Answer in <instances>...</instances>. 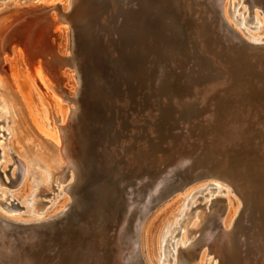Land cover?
Here are the masks:
<instances>
[{"label":"rangeland","instance_id":"1","mask_svg":"<svg viewBox=\"0 0 264 264\" xmlns=\"http://www.w3.org/2000/svg\"><path fill=\"white\" fill-rule=\"evenodd\" d=\"M25 1L26 0H5V2H0V6L2 3L11 6L16 2L22 3ZM85 1L80 0L76 2L78 5L75 3L70 7L71 9L68 10V15L76 30V36H73V30L68 24H59L57 26V28H59V41L56 45L60 55L70 56L71 54H75L83 70L82 75L84 82L82 93L79 96L80 106L77 109L75 123L73 124V133L76 141L75 154L78 161H80L78 164L81 165L80 167L85 174L84 182L80 187L79 196H82L83 199L81 201L86 209L78 205L75 207L73 213L71 212V216L69 215V218L67 217L64 223L59 224L55 228L56 230L54 229L55 233H53V231H51L53 234L50 231H45L42 236L39 235L38 238L33 239V242L36 243V245L38 244L35 246V248L38 249H35L34 253L32 252V254H35V257H33V264H69L67 260L73 261L71 264H91V262L92 264H97V260L102 264H109V256L112 255V253H110L112 250L111 248L109 249V243L102 244V242H107L106 238L107 234L110 232V228L112 226L114 227V225L121 220L126 213L125 211H127V205L132 203L127 200L129 193L133 196L135 195L134 201H137L136 203H142L138 197L141 195V197H143L144 193H147L149 187L153 185V178L159 173L161 174L162 170L169 169L168 166L170 164L172 166L179 156H188L193 152L196 153L193 154V159L188 164V167H197V174H212L221 172L223 168L230 167L244 177L242 188L245 189L247 195L243 194V191H240L239 193L241 194L242 192L245 197H235L232 203L234 206H232L233 209L240 207L239 213H237L232 220V211L228 210L229 212L225 215L226 221L222 223L226 230L231 229L232 236L230 242L232 246L228 245V248L231 247V253L234 254V257H239L240 261L230 263L229 258L226 259L224 255H222L221 261L218 259L216 260L217 264H245V260L249 261L246 264H262L259 262L261 255H257L255 252L256 249L259 250L263 244L258 242L256 247L250 246L251 240L249 237L250 234L253 233L249 231V227L253 226L255 223L257 224L258 220L261 222V218L264 219L258 212L262 211L264 216V144L262 146L264 138L259 132L261 128H264V123H261L264 122V49L247 50L246 47L243 48L237 45L236 49L241 55L240 61L235 63L234 67H231L234 71L235 69L239 71V81L241 80V82L235 83L231 88L235 90L239 86V88L236 89L238 97L236 98L235 95H232L227 97L225 101H231L235 109L240 108L242 110V106L245 109L242 111H245L244 115L247 114L248 119L246 117L244 121L245 124L242 123L244 126L240 124L241 128L236 127L237 133L243 135V137H241L242 139L239 138L238 140L237 138L235 143H230V138L227 139L226 137H217L218 139H213L211 136L194 135V131H184V125H189L188 127H193L195 125L196 127H201L203 126L202 122L198 121V117L195 116V124H189L187 122L183 124L187 117H189L188 111L190 108L186 106L180 107L177 102L182 101L180 103H184L186 100L184 101L183 98L191 94L195 87H205L206 84L209 83L208 80L212 79L211 76L213 77L217 73L222 72L221 67L210 62L209 56L205 55L207 54V51H205L206 49H201V43L199 42L202 34V36H204L210 32L209 34L211 35V32H213V30L211 31L210 23H206L208 22L205 20L206 15L202 13L204 6L207 5L206 1L160 0L157 1L159 2L158 4L154 0H111L112 2L110 0ZM161 1L162 3L160 5ZM168 2L174 4V7H169ZM174 2H177L178 5L175 6ZM148 3L149 5H147ZM62 5L65 9L67 3L63 2ZM159 7H165L162 14L158 12L160 10ZM149 8H154V12L151 11L150 15L154 18L150 16V18L146 17L144 20V28L153 33L152 36L155 40L152 45H149L147 41H144V39L139 36L141 27L137 28V33L134 34V36L131 35L132 32H129L128 29L129 15L134 17L132 23L141 24L142 20L139 21V17L143 15L146 16L148 13L150 14ZM1 9L2 7H0V10ZM111 10H115V12ZM84 11H87L89 15L86 16ZM111 12L113 14H111ZM86 24L88 25L86 26ZM164 28L168 30L165 31ZM198 33L200 36H196ZM86 35L90 36V40L93 39L92 42H85L84 36ZM82 39H84V41ZM55 40L56 39L53 38L54 44L56 43ZM212 41L215 43V40ZM93 42L97 44L96 47H94ZM179 43H181V45ZM124 44H127L129 47L127 52ZM215 44V48H217L218 44ZM94 48L97 49L95 50ZM133 48L135 49L133 50ZM242 48L245 51H243ZM126 54L128 56L130 54L131 57H127ZM215 54H217V52ZM227 56L226 61H236L237 56H233V54ZM245 58H247V60ZM6 59V69L21 80L23 87L26 86L25 80L27 81L29 79L30 71L22 45H14L13 55L9 56L6 54ZM38 62H40V59ZM249 62L252 63L248 65ZM132 64H134V66ZM65 71L72 86L74 88L78 87L77 79L73 76V74H77V70L65 68ZM224 74L225 73H220L217 77L221 79ZM216 79L213 80L216 81ZM221 81L223 82V79H221ZM240 85H243L244 88H241ZM26 87H24V91L27 95H30V91L28 87ZM245 90H247L248 93ZM34 91L36 98L39 100V104L43 105L38 89H34ZM74 93L75 90L73 89L71 94L73 95ZM174 100L177 104L176 106L173 103ZM238 101L241 104H239ZM6 106V96L0 92V122L3 120V112H1V110ZM191 108L192 111L197 110V107ZM128 111L130 113H128ZM199 113L200 111L196 113V115ZM181 115L185 118L180 119ZM210 120L211 119H206V122L209 123ZM260 123L261 125H256ZM16 125L17 124L13 122L9 123V127H16ZM3 127L4 125L1 124L0 131L2 130V132L0 136L2 135L1 139L6 141L2 138H6L4 135L5 129ZM151 132L156 133L151 134ZM181 132H185L184 135L181 137L177 136ZM246 132H248V134H246ZM188 135L190 136L188 137ZM10 138L11 142L16 141L14 133L11 134ZM49 140L52 141L51 139ZM121 140L123 143H127L124 145ZM183 140L187 143L189 141V144H185ZM129 142L130 144H128ZM192 142H195V145ZM144 143L146 144L144 145ZM188 145L194 147L195 150L193 152L190 150V152L187 149V147H189ZM18 146L16 142V147ZM121 146H123V149ZM140 149L143 150V153H141L142 151ZM33 151L44 154L38 150V147L34 148ZM44 151L46 155L52 153V150L44 149ZM113 154L115 155L113 156ZM160 158L166 161L162 165ZM130 160L132 162L131 164L129 163ZM28 164V181L30 180L32 183L40 186L43 180L42 176L45 175L47 177L45 183L52 185L57 184L56 173L58 168L56 166L53 165L50 169H47L41 163L32 164L28 162ZM49 170H52L51 174L53 176L51 179H49ZM178 173L180 172L178 171ZM193 176L195 175L188 176L187 181L192 180ZM253 177L256 179L254 180ZM174 178L175 179H171V183L176 185H174V187H178L181 184V178H179V176H175ZM244 185L246 187H243ZM146 187L148 189H146ZM7 190L5 185L0 184L1 202H5L4 197H6L5 192ZM53 190L54 189H52V191ZM255 193L257 195H254ZM249 196L255 199L258 204L259 210L254 211L255 213L248 211L247 208L249 205L247 206V201H244V198L246 199V197ZM50 200V197H41L40 194L38 197L34 198L36 204L44 201L49 202ZM242 201L244 202L242 203ZM198 204H201V201ZM0 208L3 209L1 204ZM46 209L37 210L36 216L32 219L43 217ZM132 217L134 218V216ZM230 219L232 220V226L227 228V226L231 224ZM96 229L100 231L98 230V232ZM16 235L18 236L17 233ZM101 235L103 237L102 239L100 238ZM28 241L31 242L32 240L28 239ZM97 243L101 244L99 245ZM209 243L210 248H205L202 253L200 250L198 251L200 258L206 250L212 252L213 249H215L221 255L217 246L224 247L223 242L215 240ZM104 245L107 247L104 248ZM88 247L92 249H88ZM79 249L80 251H78ZM84 250L86 251L84 252ZM90 250L96 253H90ZM5 254L2 252L0 253V264L29 263V261L25 259L24 253L14 252ZM211 255L210 259L214 257V255ZM104 256L107 259H104Z\"/></svg>","mask_w":264,"mask_h":264},{"label":"bare ground","instance_id":"2","mask_svg":"<svg viewBox=\"0 0 264 264\" xmlns=\"http://www.w3.org/2000/svg\"><path fill=\"white\" fill-rule=\"evenodd\" d=\"M3 1L5 2V0H0V2ZM78 1L80 0H26L22 3L16 2L11 6L4 3L0 6L2 7L0 10V92L6 96L7 100V106L1 110V112H3V120L0 122V125H4V135L6 136V138H2L6 141L1 139V135L0 184L5 185L8 189L5 192V202L0 201V204L3 206V209L0 208V253H24L25 259L29 261L28 264L34 263L33 257H35V254H32V252L34 253V250L36 249L35 246L38 245L33 242V239L38 238L39 235L42 236L45 231H53V233H55L54 229L59 224L64 223L67 220V217L69 215L71 216V212L73 213L75 207L78 205L83 209H86L81 201L83 199L82 196H79L80 187L84 182L85 174L80 167L81 165L78 164L80 161H78L75 154L76 141L73 133V124L75 123L77 109L80 106L79 96L82 93L84 82L82 75L83 70L80 67V61L75 54H71L70 56L60 55L56 45L59 41V28H57L59 24H68L73 30V36H76V30L75 27H73L74 24L72 23L70 16L68 15V10ZM154 1L158 4L159 2L157 1L160 0ZM162 1L160 2V5ZM204 1H206L207 5L204 6V10L201 11L206 15L205 20L208 22L204 21L210 23L211 31L213 30V32H211V35L209 34L210 32L204 36H202V34V38L200 37L199 42L201 43V49H206L205 51H207V54L205 55L209 56L211 60L210 62L221 67L222 72L220 73H225L224 76L221 77L223 82L217 77L220 73L214 75L215 73L213 72L214 74L212 75L214 76H211L212 79L208 80L209 83L207 82L208 84H206L205 87L197 88L194 86L195 89L191 94L186 98H183L184 101H186L184 103H180L182 102L180 101L177 102V104L180 107L186 106L190 108L188 111L189 117H187L183 124H185V122L195 124V116H197L198 121H201L203 124L201 127H196V125L188 127L189 125H184V131H194V135L211 136L213 139L217 137H226L227 139L230 138V143H235L237 138L239 140V138L242 139L241 137H243V135L237 133L236 127L241 128V126H244L247 114H245L246 116L244 115L245 111L242 110L245 109L242 105V110L240 108L235 109L233 108L234 104L231 101H225L227 97L232 95H235L236 98L238 97L236 89H238L239 86L235 90L231 88L235 83L237 84L241 82V80L239 81V71L236 69L234 71L231 67H234V64L240 61L241 55L236 49L237 45L240 47L242 46L243 48L246 47L247 50L264 49V0ZM63 2L67 3L65 9L62 5ZM85 3L87 4L86 1ZM174 3L175 6L178 5L177 2ZM147 5H149V3ZM168 6L173 8L174 4L168 2ZM164 8H160V10L157 9L159 10V14L163 13L162 11H164ZM153 9L154 8H149L150 14L148 13L146 16L143 15L139 17V21L142 20L141 24L138 23L139 25L137 23H132L134 18L132 15H129L128 17V29L129 32H132L131 35L134 36V34L137 33V28L141 27L139 36L144 39V41H147L149 45H152L155 39L152 36V31L144 28V20L146 17H151L150 15ZM111 11L115 12V10ZM112 12L111 14H113ZM84 14L86 16L89 15L87 11H84ZM87 25L88 24H86V26ZM164 30L166 31L168 29L164 28ZM196 36H200V34L198 33ZM84 37L85 42H92L93 40L92 38V40H90V36L86 35ZM53 38L56 39L55 44ZM82 40L84 41V39ZM212 40H215V43L218 44L217 48H215L216 44ZM93 44L94 47L97 46L96 43L93 42ZM179 44L181 45V43ZM14 45H22L24 50L25 59L30 71V77L27 81L25 80V84L30 91V95L25 93L24 87L26 86L23 87L21 80L10 73L5 67V64L7 63L6 54L9 56L13 55ZM124 47L127 52L129 49L128 45L124 44ZM97 48L94 49L96 50ZM134 49L135 48H133V50ZM215 49L217 54H215ZM243 51L245 50L243 49ZM232 54L233 56H237L236 61H226V57H228L227 55ZM129 56L127 55V57ZM39 59L40 62H38ZM245 59L247 60V58ZM251 63L252 62H249L248 65ZM132 65L134 66V64ZM65 68L77 70V74H73V76L77 79L78 87L74 88L72 86ZM187 69L188 68L186 67V70ZM213 79H216V81ZM242 82L245 83L244 81ZM240 86L241 88L243 87V85ZM34 89H38L41 102L44 106L39 104ZM73 89L75 90V93L72 95L71 91ZM245 91L248 93L247 90ZM173 103L175 106L177 105L175 100ZM191 107H197V110L192 111ZM199 111L200 113L198 116L196 113ZM128 113L130 112L128 111ZM181 118L185 117L181 115L180 119ZM206 119L211 120L207 123ZM10 122L16 123V127H9ZM261 123L256 125H261ZM1 132L2 130L0 131V134ZM259 132L264 138V128H261ZM12 133L16 136V141L14 142H11L10 138ZM155 133L151 132V134ZM184 133L185 132H181L177 136L181 137ZM246 134H248V132H246ZM249 135L251 136L250 133ZM189 136L190 135H188V137ZM16 142L19 145L18 147H16ZM184 142L185 144H189V141L188 143L186 141ZM126 143L123 144L125 145ZM192 143L194 144L195 142ZM128 144H130V142ZM145 144L146 143H144V145ZM263 144L264 143H262V146ZM123 146H121L122 149ZM36 147H38V150L44 154L38 153V151H33ZM44 149L52 150V153L46 155ZM187 149L189 151L192 150V152L195 150L192 146L187 147ZM141 151V153H143V150ZM195 153L196 152H193L188 156H179L176 158L177 160H175L176 162H174L172 166L171 164H168L169 169L167 168V170L164 169L162 171L160 169L161 174L159 173L153 178V185L150 186L149 189L146 187V189H148L147 193H144L143 197H141L142 195L139 197L137 196L142 203H136L137 201H134L135 195L133 196L131 193H129V196L127 195L128 197L126 196L127 200L132 203L127 205V211H125L126 213L124 212L125 215L121 220L117 222L114 227L112 226L110 228L109 235L107 234L106 238L107 242H102V244L109 243V249L111 248L112 250V252H110L112 255L109 256V264H217L216 260L218 259L221 261L222 255H224L226 259L229 258L230 263L240 261L239 257H234V254L231 253V247L228 248V245L232 246V243L230 242L232 236L231 229L226 230L222 223L226 221L225 215L229 211H232V220L233 217L239 213L240 207L233 209L234 206L232 203L235 197L241 198V196L245 197L243 194L247 195L245 189L242 188L244 177L230 167L223 168L221 172L212 174H197V167H188V164L192 161L193 154ZM114 155L115 154H113V156ZM28 162L32 164L41 163L47 169H50L53 165L56 166L58 168L56 173L57 184L52 185L45 183L47 180L45 175L42 176L43 180L41 181L40 186H37L30 180L28 181ZM165 162L166 161L161 159V165ZM129 163H132L131 160ZM49 171V179H51L53 176L51 174L52 170ZM178 171L180 173H178ZM192 175H195L193 176V179L187 181V177ZM175 176L181 178V184L178 187H174L175 184L171 183V179H175ZM255 179L256 178H254V180ZM243 187L246 186L244 185ZM52 189L54 190L52 191ZM240 191H243V194L242 192L240 194ZM39 194L41 197H50L51 200L49 202L44 201L36 204L34 198L38 197ZM2 195L4 196L3 193ZM254 195L257 194L255 193ZM198 201H201V204H198ZM244 201H247V206L249 205L247 209L248 211H251V213L259 210L257 202L255 199H252L251 196L246 197V199L244 198ZM244 201H242V203ZM45 209L46 212L43 217L32 219L36 216L35 214H37V210ZM258 212L261 217H264L262 211ZM132 216H134V218ZM231 219V224H229L227 228L232 226ZM260 220L261 222L258 220L257 224L255 223L253 226L249 227V231L253 233L250 234L249 239L251 240L250 246L252 247H256L258 242L263 244L259 250L256 249L255 253L261 255L259 262L264 264V219L261 218ZM102 235L100 237L101 239L103 238ZM28 239L32 241L30 242ZM215 240L223 242L224 247L217 246L221 255L217 250L213 249L212 252H209L208 250L204 251L200 258L198 251L200 250L202 253L205 248H210L209 242ZM97 244L100 245L101 243ZM105 247L107 246L104 245V248ZM89 248L91 247H88V249ZM78 251H80V249ZM85 251L86 250H84V252ZM91 252L92 251L90 250V253ZM210 255H214V257L210 259ZM104 259L107 258L104 256ZM247 262L249 261L245 260V264ZM67 263L71 264L73 261L71 262V260H67ZM97 264L102 263L97 260Z\"/></svg>","mask_w":264,"mask_h":264}]
</instances>
